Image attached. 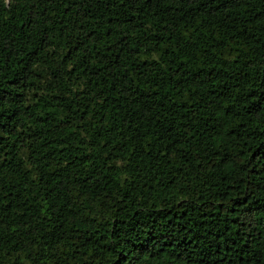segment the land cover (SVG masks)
<instances>
[{"label": "trees", "instance_id": "obj_1", "mask_svg": "<svg viewBox=\"0 0 264 264\" xmlns=\"http://www.w3.org/2000/svg\"><path fill=\"white\" fill-rule=\"evenodd\" d=\"M0 264H264V0H0Z\"/></svg>", "mask_w": 264, "mask_h": 264}]
</instances>
